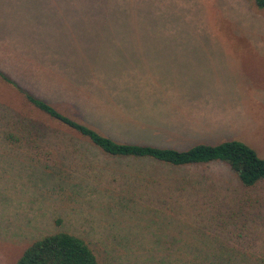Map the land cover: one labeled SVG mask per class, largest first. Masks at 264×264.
I'll return each instance as SVG.
<instances>
[{"label":"rangeland","instance_id":"obj_1","mask_svg":"<svg viewBox=\"0 0 264 264\" xmlns=\"http://www.w3.org/2000/svg\"><path fill=\"white\" fill-rule=\"evenodd\" d=\"M257 52L252 0H0V71L122 143L237 140L264 158ZM15 92L0 80V264L59 231L108 264H264V181L242 187L218 160L103 156Z\"/></svg>","mask_w":264,"mask_h":264},{"label":"trees","instance_id":"obj_2","mask_svg":"<svg viewBox=\"0 0 264 264\" xmlns=\"http://www.w3.org/2000/svg\"><path fill=\"white\" fill-rule=\"evenodd\" d=\"M263 7L264 0H252ZM0 80L12 87L24 103L47 119L78 134L89 146L110 158H149L169 166L205 165L218 160L225 163L242 187H252L264 181V158L237 140L218 144L197 143L184 150L162 148L150 144L122 143L101 135L58 112L53 106L20 87L11 77L0 71ZM15 94V95H16ZM34 129V125L32 126ZM10 141L18 139L7 136ZM29 139L28 136H22ZM13 264H108L99 261L92 249L80 237L59 231L47 234L28 244Z\"/></svg>","mask_w":264,"mask_h":264},{"label":"crops","instance_id":"obj_3","mask_svg":"<svg viewBox=\"0 0 264 264\" xmlns=\"http://www.w3.org/2000/svg\"><path fill=\"white\" fill-rule=\"evenodd\" d=\"M255 6V5H254ZM256 7V6H255ZM164 52H167V53H171L172 51H164ZM257 53H260V54H264V52H257ZM158 55H161V54H158ZM193 60V59H192ZM194 62V60H193ZM177 64H184V65H187V64H190V59H188L187 57L183 58V59H180V60H177V59H172V57H167L166 58H161V57H158L157 58V61L154 62V66L157 67V68H160V69H164L166 66L168 67H174L176 66ZM15 80V79H14ZM16 81V80H15Z\"/></svg>","mask_w":264,"mask_h":264}]
</instances>
